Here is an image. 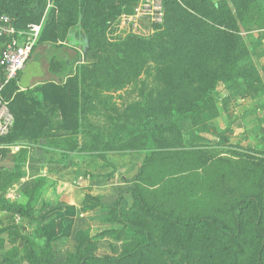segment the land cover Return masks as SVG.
Returning a JSON list of instances; mask_svg holds the SVG:
<instances>
[{
    "label": "rangeland",
    "instance_id": "obj_1",
    "mask_svg": "<svg viewBox=\"0 0 264 264\" xmlns=\"http://www.w3.org/2000/svg\"><path fill=\"white\" fill-rule=\"evenodd\" d=\"M169 1L155 27L123 21L133 11L119 0L98 13L91 45L102 58L77 70L72 90L83 108L69 152L41 149L40 162L34 153L46 142L0 144V264H76L134 248L142 237L112 210L133 187L156 210L229 227L232 206L257 195L264 229V0ZM56 3L46 0L38 38L54 11L51 45H67ZM146 115L158 119L150 139ZM118 215L147 227L153 242L121 264H253L259 245L253 211L236 242L145 216L129 194Z\"/></svg>",
    "mask_w": 264,
    "mask_h": 264
},
{
    "label": "trees",
    "instance_id": "obj_2",
    "mask_svg": "<svg viewBox=\"0 0 264 264\" xmlns=\"http://www.w3.org/2000/svg\"><path fill=\"white\" fill-rule=\"evenodd\" d=\"M56 5L61 12L66 13L67 35L65 42L77 49H67L51 45L57 37L56 19L54 11L46 16L40 38L37 39L23 70L17 78L8 83L3 91V99L8 102V109L14 119L10 133L0 138V144H11L20 141L46 142L47 149L59 152H69L75 145V133L71 128L77 125L81 116L80 97L73 92V83H76L77 70L97 64L102 58V50L93 48L91 45L95 29V20L102 7L108 0H57ZM210 4H218L220 0H200ZM120 6L125 7L124 11H132L137 0H119ZM169 0H163L164 22L169 13ZM46 0H0V15L9 17L14 27L20 31H27L29 27L40 22L44 15ZM123 11V12H124ZM6 40L0 38V53ZM38 43V44H37ZM50 43V44H47ZM37 56V57H36ZM37 58L36 70L30 67V61ZM79 66V67H78ZM83 66V67H81ZM29 83V88L39 84L36 93L32 88L20 89V81ZM84 106V105H83ZM143 123L144 129L141 133L148 139L150 129L158 124V119L153 115H146ZM68 127H70L68 129ZM69 130V131H67ZM98 133H92L98 136ZM133 136L138 131H130ZM76 136V135H75ZM129 137V134L126 135ZM127 140V138L125 139ZM105 142V139H103ZM72 147L69 149L68 143ZM46 150V147L43 151ZM129 194L136 202L142 214L155 219L163 220L170 226H177L186 230L210 229L228 238L232 242L239 240L244 231V216L253 211L255 222L253 230L258 237L259 245L253 259V264H263L262 254L264 250V229L263 223V202L260 196H249L232 206L231 214L233 227H229L218 219L208 217H174L168 213L156 210L146 203L140 191L133 187L128 191L120 193L114 201L112 210L114 219L140 235L142 243L134 248L124 251L118 257H97L91 254L79 259L76 264H121L143 254V251L153 245L152 236L147 227L142 224H135L121 219L118 215V207L123 195ZM13 207L6 205L5 209ZM14 209V208H13ZM22 210V209H21Z\"/></svg>",
    "mask_w": 264,
    "mask_h": 264
},
{
    "label": "built area",
    "instance_id": "obj_3",
    "mask_svg": "<svg viewBox=\"0 0 264 264\" xmlns=\"http://www.w3.org/2000/svg\"><path fill=\"white\" fill-rule=\"evenodd\" d=\"M132 11L122 20L134 27L140 21L150 27L160 26L164 22L163 0H137ZM29 28L28 31L17 30L8 16L0 15V38L6 40L0 53V138L6 137L14 124L8 102L3 99V91L23 70L39 36L40 26Z\"/></svg>",
    "mask_w": 264,
    "mask_h": 264
},
{
    "label": "crops",
    "instance_id": "obj_4",
    "mask_svg": "<svg viewBox=\"0 0 264 264\" xmlns=\"http://www.w3.org/2000/svg\"><path fill=\"white\" fill-rule=\"evenodd\" d=\"M47 44H50V43H47ZM56 47H62V48H67V49H75L76 51H78L79 53H80V51L77 49V48H75V47H71V46H69L68 44L67 45H65L64 43H61V44H57V45H55ZM81 54V53H80ZM28 83V82H27ZM29 84V83H28ZM37 85H39V84H35L34 86H32V87H28L29 89H31V88H33V87H35V86H37ZM20 89L21 90H25L26 88H21L20 87ZM43 142V141H42ZM41 149H42V151L45 149V147H38V148H36V152L34 153L35 154V158L37 159V160H40V162L41 161H43L45 158H44V155H45V153L44 152H42L41 151ZM47 149V148H46ZM44 158V159H43ZM49 162V161H48ZM41 170H40V174H46V172H44V170H45V168H40ZM49 179H48V183H49V185L50 184H52V182L53 181H51V178H52V176L50 175L49 177H48ZM1 215L3 214V213H0Z\"/></svg>",
    "mask_w": 264,
    "mask_h": 264
},
{
    "label": "water",
    "instance_id": "obj_5",
    "mask_svg": "<svg viewBox=\"0 0 264 264\" xmlns=\"http://www.w3.org/2000/svg\"><path fill=\"white\" fill-rule=\"evenodd\" d=\"M20 87L21 88H28L29 87V84L26 81L21 80L20 81Z\"/></svg>",
    "mask_w": 264,
    "mask_h": 264
}]
</instances>
